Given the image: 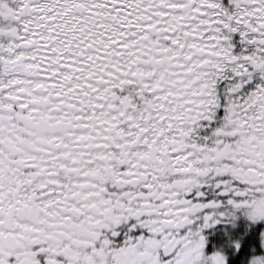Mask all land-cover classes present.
Wrapping results in <instances>:
<instances>
[{"label": "snow or ice", "instance_id": "obj_1", "mask_svg": "<svg viewBox=\"0 0 264 264\" xmlns=\"http://www.w3.org/2000/svg\"><path fill=\"white\" fill-rule=\"evenodd\" d=\"M0 264H264V0H0Z\"/></svg>", "mask_w": 264, "mask_h": 264}]
</instances>
